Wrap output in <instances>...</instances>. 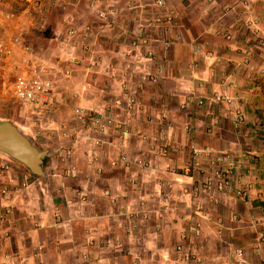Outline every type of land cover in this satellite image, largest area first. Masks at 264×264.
Segmentation results:
<instances>
[{"label":"crops","instance_id":"crops-1","mask_svg":"<svg viewBox=\"0 0 264 264\" xmlns=\"http://www.w3.org/2000/svg\"><path fill=\"white\" fill-rule=\"evenodd\" d=\"M7 1L0 0V15ZM115 1L47 2L52 8L62 3L67 8L59 10L58 26L53 25L55 39L62 32L76 41L79 51L84 42L102 45L93 60L103 61L105 70L97 67L99 73H88L86 84L69 74L74 96L78 83L86 85L79 92V102L91 103V108L95 103L105 105L122 92L125 72L119 68L122 56L116 45L130 39L117 42L112 37L128 22L124 15L130 11L128 4ZM167 5L181 40H175L159 84L143 90L144 113L133 119L131 134L120 130L106 138L109 146L104 152L99 150L100 156L92 164L88 150L79 148L76 156L83 161L78 164L81 177L77 181L57 175L59 179H51L47 186L32 182L20 196L17 174L1 173L0 210L11 209L7 221H0V264H174L179 259L174 251L177 246L194 254L192 264H264V149L246 146L250 127L236 132L233 120V109L244 112L248 119L255 117L263 70L250 65L246 46L239 55L236 42L226 40L239 31L236 10L264 19V0H169ZM101 12L115 16L112 35L111 27L98 18ZM15 16L10 15V20L0 16V35L14 31L13 27L19 32L20 21L11 20ZM76 29L78 36L70 38ZM110 43L115 47L105 48ZM158 50L162 52L161 46ZM134 55L138 63L143 62L138 68L151 69L143 52L136 50ZM72 56L69 64L76 68L80 61ZM62 64L64 68L68 65L64 57L58 66ZM196 100L206 104L195 108ZM157 133L166 145L165 155L140 139L159 136ZM67 142L72 149L73 144ZM117 156L130 157L134 164L144 157L152 168L116 165L112 160ZM246 159L250 161L247 166ZM95 167L101 170L95 171ZM227 171L234 172L229 181L235 187L220 191L223 179L219 175ZM204 184L210 190L203 191ZM4 186L11 188L6 196L1 194ZM76 187V191L87 190L86 200L74 194ZM162 188L168 194L159 197ZM239 188L248 189V195L239 196ZM80 252L87 255L83 262L76 260ZM239 252L243 255L240 260Z\"/></svg>","mask_w":264,"mask_h":264},{"label":"rangeland","instance_id":"rangeland-1","mask_svg":"<svg viewBox=\"0 0 264 264\" xmlns=\"http://www.w3.org/2000/svg\"><path fill=\"white\" fill-rule=\"evenodd\" d=\"M158 1L159 0H149V1L118 0L117 3L116 1L113 3L123 4V6L124 4H128L129 6L127 7V10L130 11V13L128 14L129 15L128 18L133 19L132 17H135L132 12V10L134 11L133 7H137L139 13L137 14L136 18H139L138 16L142 14L141 9L144 5L153 4L154 2L158 3ZM66 9L67 8L66 6H64L63 3L57 4L56 7L54 8L46 6L44 12L40 14L39 12L29 9L27 0H8L7 6L1 9L0 16L5 18V20L7 19L10 20V18H8L10 15L13 16L16 15L11 20L20 21L18 28L20 29L19 32L15 27H13L11 30L14 31H10L8 34L0 35L1 36L0 38L7 39L9 45L12 48L11 54L0 58V64L5 63L8 66V73L5 76L7 81H15L17 78L21 77V74L25 71V69H29V67L35 65L42 72V74L46 75V77L51 81H53V83L55 84V89H54L53 97L51 99V103H48L50 107L46 109L43 108L42 109L43 113L40 112V114H35L33 108L29 107L28 105L22 104L21 102H18L13 98L11 99V97L4 95V91L3 89H1L0 86V120L1 121L17 120L18 122L17 126H19L23 130L26 136L30 137L33 140L36 146H38L42 150H51L52 152L55 153V157L48 158L46 160V171L48 173V180L46 181V183H43L40 179H37L35 176L30 174L29 186L32 184V182H38L40 184L43 183L44 185L47 186L50 180L55 178L57 175L61 176L62 180L70 181L69 179H71L73 181H77V179L81 177L80 165L78 164L79 162L83 161L80 159L78 155L76 156L78 149L83 147L84 149L88 150L89 157L94 154L91 148H89L88 146H84L83 144L71 143L73 144L72 146L73 148L70 149L69 144H67L68 140H63V139L60 140L51 135L56 125H59L58 123L61 122L68 123L69 118L72 117V113L74 112V110L80 108L91 109V106H88V104L89 105H93V104L79 102L80 101L79 92L84 90V87L86 86L84 84H86L87 81H90V76L88 73H92V74L99 73L97 72L98 71L97 67L99 68L100 71L105 70L104 68L105 63H103V61H100L101 63L100 62L98 63L95 60H93V58H95L96 55L100 54L99 51L102 50V45H100L99 43L98 44L91 43V45L87 43L88 45L86 46L89 47V51L83 52L82 50H80L83 52L82 53L79 50H77L76 41H74L73 38L68 40L67 38H65L64 33L57 32L56 39L54 38L53 34L55 33V31L53 30V25L55 24L58 26V20L60 18V14L62 11ZM59 10L61 11L60 13ZM123 10L125 9H122V11ZM235 13L237 15V19L239 20V21L237 20L239 23V27H238L239 31L237 34H234V36L232 35L231 39H226V40L230 42H236L235 44L238 45L237 50L239 49L238 52L239 55L241 52L243 53L242 50L243 47L244 46L247 47L248 49L247 55H249V57L252 58L250 65H252L259 71L263 70L262 71L263 76L261 75V80L262 82H264V78H263L264 56L262 57V55H264V19H260L261 16L259 18L258 16L247 14L244 11L236 10ZM122 25L123 27L121 28L123 30L131 29V27L128 26L126 23H122ZM82 26L88 27L91 26V24L90 25L83 24ZM22 28H24L22 30L23 32L21 31ZM65 33H67V30ZM16 39H19V42L15 43ZM59 44H62V47ZM122 44L124 45H119V44L116 45L117 50H120L121 52L120 57L122 56V59L120 60L119 68L124 70L125 75L126 74L130 75V77L127 78L128 84H130V86L133 85L132 87L135 88V86L139 84L147 83L144 80L145 78H147L148 73L149 74L154 73L157 70L158 66L155 67L153 64H151V69L146 72H145L146 67L138 68V66H140V64L142 65L143 62L138 63L136 61L137 59L133 57L132 52L127 46L129 43L126 44L122 43ZM65 46H67L68 49H65ZM60 47L64 48L62 49V52ZM113 47H115V45H113L112 43L105 45V48H113ZM73 48H75L77 51L72 53L69 51V49L73 50ZM76 52L78 56L75 55ZM71 54H73L72 57H74V60L80 61L79 64L77 65L78 67L76 68L70 65L72 63ZM89 56H91L92 58L91 60L87 61L86 57L88 58ZM61 57H64V59H66V63H68V65H65V68L63 64H62L63 66L61 65V67L58 66ZM84 62L88 63V65H85ZM90 68L94 72H91L89 70ZM69 74H73L71 76L75 75L77 80H81V82H84V84L82 85L81 83H78L77 86L78 91L76 92V96H74V93H72V88L69 80L71 79V77ZM94 83L96 84V81H94ZM258 83L260 84L261 81ZM125 85L123 83L121 85L123 86L122 92L117 97H110L107 103H111L114 99H119L121 95L124 94ZM253 86L255 87V85ZM130 91L134 93L132 89H130ZM261 94L262 93L259 90V95ZM258 96L256 98L259 100V103H254L255 105L254 116L259 117L260 119L261 116L264 115V110H263V106H260L261 105L260 103H262V98ZM128 97L129 94H127L125 97L123 96L124 101L122 103H128ZM100 103H95L94 108L101 107ZM237 107L239 108V105ZM49 110H53V113L49 114L48 112ZM233 110L235 111V115H236L238 113V110L237 111L236 109ZM253 118L248 119L249 122L247 123V125L249 124L248 127H250V130L246 135V138L248 139V141L245 142L246 146H249V148L253 150H256L257 148L264 149V136H263L264 131L258 128L259 125L258 123H260V120H256V118L255 119ZM41 121L46 123L43 124V129L41 128L42 125ZM170 123L173 122L170 120ZM44 127L46 128L45 130ZM155 137H157L158 142H160V145L162 147H166V145L162 140L163 138H161L160 135ZM58 140H60V143ZM60 149H62V151L64 150L69 151L70 153H72L71 155L73 156L75 155V159L72 160L71 155H67L65 159V155L62 153ZM0 156L3 157L2 161L0 162L1 163L0 165H2L4 162L11 161V163L14 166L17 165L26 173L28 172L24 170L21 166H19L16 162L9 159L8 157L2 154H0ZM83 156L85 162V155ZM109 157L111 158L110 155ZM120 158L121 156H117L116 158L114 157L112 162L117 165L119 164L118 161ZM127 158L132 160V158L130 157ZM249 162L250 161L246 159L244 164L247 166ZM100 168L101 167H95V171L96 169L100 171ZM231 174L233 176L235 175L234 172ZM74 175H76V177H74ZM56 178L59 179L58 177ZM16 180L18 182V179ZM20 183H21L20 184L21 187L19 186L17 192L21 193L19 194L21 196L24 195L23 192L26 191L29 186L25 188L23 187L21 181ZM76 189L77 187L74 189V194L80 195L81 198L86 200L88 196L87 190L79 188L80 190L76 191ZM14 192L16 191H12L11 194H13ZM165 193L168 194L167 192H164V189L162 188L160 190L159 197L164 196ZM27 200L26 198H24L25 202ZM24 208H26V206L24 207V204H22L21 209L25 210ZM10 209L11 208H9V210ZM198 232L199 229H197V231L194 232L196 236L200 234ZM77 252L79 253L78 250ZM76 256H78L76 259L78 262L79 261L83 262V260L86 258L87 255L80 252V254Z\"/></svg>","mask_w":264,"mask_h":264},{"label":"built area","instance_id":"built-area-1","mask_svg":"<svg viewBox=\"0 0 264 264\" xmlns=\"http://www.w3.org/2000/svg\"><path fill=\"white\" fill-rule=\"evenodd\" d=\"M168 1L169 0H159L158 3L154 2L153 4L144 5L141 9L142 14L139 16L137 22L138 31L126 32L127 36L132 42L131 44L129 43L127 45L130 51L132 53L136 50L140 53L143 52V56L146 60L149 62L151 61L155 67L158 66L154 73H148L147 78L144 80L147 83H158L162 78V75L165 73V62L169 57L172 45V41L170 40L171 30H169V28H174L177 24L174 23L175 17L173 16L172 11H169L168 9ZM27 2L29 9L39 12L40 14L44 12L46 6L51 7L52 5V3L50 5L47 4L48 0H27ZM124 16L129 17L127 13H125ZM98 18L101 22L107 23V26L113 27L115 24V21L112 22V19L115 18L112 13H98ZM167 26L170 27L167 28ZM70 34V36H78L79 29L72 30ZM178 38L181 39L180 36ZM16 42H19V39H16L15 43ZM86 45H88L87 42H84L80 45V49L83 52L89 51V47ZM159 45H161L162 52L158 51ZM11 53L12 48L9 45L7 39L0 38V58ZM7 73V64H0V86L4 91V95L33 108L35 114H40V112L43 113V108L46 109L50 107L48 103H51L55 84L53 81L48 79L46 75L42 74L38 67L33 65L29 67V69H25V71L21 74V77L17 78L15 81H7L5 77ZM261 83L262 86L259 90L262 93L260 98L263 99L262 103L264 110V82L261 81ZM127 91L129 94L128 103H122L119 99H114L111 103H105V105H102L101 107H93L91 109H76L72 113V117L69 118L68 123H58L59 125H56L51 135L60 140H68L71 143L88 146L94 152L92 155L91 164L95 163L100 156L99 150L101 149L100 151L104 152V149L109 146L106 138L109 136H114L120 130H124L126 133L125 135L131 134V125L133 119L135 118L136 112L140 108V104L136 103V93H132L128 88ZM203 105L204 103L202 101L196 103V106ZM184 107L189 106L185 105ZM48 112L49 114H52L53 110H49ZM159 119H165V116H159ZM41 122V128L43 129V124L46 123L43 121ZM248 122V118L245 115H241L239 111L234 119L235 129L238 132H241L242 128L248 127ZM258 128L264 131L263 124H259ZM45 129L46 128L44 127V130ZM140 139L143 143H147L148 145L153 143L154 146H157L158 148L162 147L159 145L157 137L151 138L149 135H143ZM60 140H58L59 143ZM60 150L62 151V149ZM62 153L65 155V159L67 155L72 154L67 150L62 151ZM71 157L72 160L75 159V155H71ZM118 163H123L128 167L136 165L140 168H144L149 165L144 157L139 158L136 164H134L135 160H131L126 156H121ZM9 171H13L17 174L18 188L21 184L20 181L22 182L23 187L27 188L29 186L30 175L23 171L20 167L17 165L14 166L11 161L4 162L2 165H0V175L1 173L7 175ZM230 175V172H227L225 175H219V177L223 179V182H221L219 186L220 190L234 189L235 186L229 181V178H231ZM74 177H76V175H74ZM13 181V178H11V182ZM205 185L206 184L203 185V191L210 190L211 187L208 184L206 187ZM10 190V186H4L1 190V194L3 196L8 195ZM237 192L239 196L248 195V189L239 188ZM9 213V210H0V221L3 223L6 222ZM174 251L179 258L174 264H192L194 262V254L190 253L189 249H186L185 246H177ZM242 256V252H239V260L242 258Z\"/></svg>","mask_w":264,"mask_h":264},{"label":"water","instance_id":"water-1","mask_svg":"<svg viewBox=\"0 0 264 264\" xmlns=\"http://www.w3.org/2000/svg\"><path fill=\"white\" fill-rule=\"evenodd\" d=\"M0 154L25 167L43 183L48 180L46 160L55 157L51 150H42L11 120H0Z\"/></svg>","mask_w":264,"mask_h":264},{"label":"trees","instance_id":"trees-1","mask_svg":"<svg viewBox=\"0 0 264 264\" xmlns=\"http://www.w3.org/2000/svg\"><path fill=\"white\" fill-rule=\"evenodd\" d=\"M134 8V7H133ZM132 12H133V15L135 16V17H132L133 19H129L128 18V22H126V24L128 23L129 24V26L131 27V29H127V30H123L122 28H121V32L120 33H118V34H114V35H117V37H115V38H113L112 37V39L113 40H116L117 42H118V40H121V39H128L129 37L127 36V34H126V32H136V31H138V29H137V22H138V18H136V16H137V14L139 13V11L137 10V8H134V11L132 10ZM141 16V15H140ZM139 17V16H138ZM164 25H166V24H164ZM170 26H167V28H169ZM115 28V27H114ZM113 27H111V30H110V35H112V33H114V32H116L115 31V29H114ZM169 30H171V36H170V40L172 41V45H171V49H170V53H169V57H168V59L166 60V62H165V68L168 66V64H169V62H170V56H171V53H172V49H173V46H174V44L176 43L175 42V40H177V41H180L181 39H179V38H177L179 35H177L176 34V31L173 29V28H169ZM125 32V33H124ZM130 39V38H129ZM179 39V40H178ZM122 43H124V41L122 42ZM121 43V44H122ZM129 43L131 44L132 42L129 40ZM124 45V44H123ZM161 45H159L158 46V48L160 47ZM159 52H161L160 50H158ZM133 57H135V55L133 54ZM136 58V57H135ZM165 72H166V70H165ZM130 77V75L129 74H126V75H124V78L122 79V81H123V83H124V85H125V91H124V94L123 95H121V97L119 98V100L121 101V102H123L124 101V98H123V96L125 97L127 94H128V91H127V88L128 89H133L134 90V92L136 93V96H135V99H136V103H139L140 104V108H139V110L136 112V114H135V117L136 116H138V114H139V112H143V104H142V99H143V96H142V93H143V90L145 91V88H148V87H150V86H155L157 83H143V84H139V85H137V86H135V88H133L132 86H130V84H128V79L127 78H129ZM259 86V85H258ZM261 87V86H260ZM136 89H140V91H136ZM185 104H187V103H185ZM184 104V105H185ZM261 105L260 106H263V103H260ZM239 112V111H238ZM241 112V115H245L246 117H247V115L244 113V112H242V111H240ZM144 113V112H143ZM238 114V113H237ZM237 114L235 115V117L237 116ZM147 115V114H146ZM147 118H149V115L147 116ZM248 118V117H247ZM258 124H263L264 125V115L260 118V123H258ZM236 130V129H235ZM236 132H238L237 130H236ZM238 134H240V133H238ZM152 147L154 148L155 146H154V144L152 143ZM224 174H226V173H224Z\"/></svg>","mask_w":264,"mask_h":264},{"label":"clouds","instance_id":"clouds-1","mask_svg":"<svg viewBox=\"0 0 264 264\" xmlns=\"http://www.w3.org/2000/svg\"><path fill=\"white\" fill-rule=\"evenodd\" d=\"M216 35L218 36V35H220V33H216ZM231 36H232V34H230L229 36H227V38L228 39H231ZM230 37V38H229ZM168 69V66L166 67V69L165 70H167ZM164 75V74H163ZM163 75H162V78H163ZM161 78V79H162ZM161 79L159 80V82L161 81ZM159 82L157 83V84H159ZM200 101V100H199ZM199 101H197V103H199ZM204 104H206V103H204ZM204 106V105H203ZM203 106H196L195 105V108H202ZM131 130H132V125H131ZM152 145V143L150 144V146ZM159 145H160V142H159ZM154 151L157 153V154H162V155H165L166 154V147H160V148H158L157 146H155L154 147ZM147 159V158H146ZM149 165L147 166V167H144V168H142V169H144V170H148V169H150V168H152V165L149 163V162H147ZM18 164V163H17ZM19 166H21L20 164H18ZM24 170H26V171H28L25 167H23V166H21ZM228 172V171H227ZM226 172V173H227ZM230 173H232V172H230ZM27 174H31L29 171L27 172ZM264 173H263V170H262V175H263ZM225 175V174H224ZM220 190V189H219ZM220 191H224V190H220ZM227 191V190H226Z\"/></svg>","mask_w":264,"mask_h":264}]
</instances>
